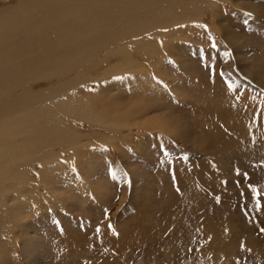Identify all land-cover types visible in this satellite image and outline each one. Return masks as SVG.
Returning a JSON list of instances; mask_svg holds the SVG:
<instances>
[{
  "label": "rangeland",
  "instance_id": "rangeland-1",
  "mask_svg": "<svg viewBox=\"0 0 264 264\" xmlns=\"http://www.w3.org/2000/svg\"><path fill=\"white\" fill-rule=\"evenodd\" d=\"M178 1L158 28L105 44L93 80L68 90L108 122L70 120L78 148L53 146L51 165L8 193L22 203L0 220L12 229L0 264H264V0ZM70 25L74 41L82 24ZM59 79L25 89L76 81Z\"/></svg>",
  "mask_w": 264,
  "mask_h": 264
},
{
  "label": "bare ground",
  "instance_id": "bare-ground-1",
  "mask_svg": "<svg viewBox=\"0 0 264 264\" xmlns=\"http://www.w3.org/2000/svg\"><path fill=\"white\" fill-rule=\"evenodd\" d=\"M166 1L20 0L15 5L2 3L6 11L0 14V220L7 218L12 221L8 215L22 201L12 198L16 202L8 205V193H17V186L22 185L24 179L31 176V171L36 169L35 164L42 168L51 165L50 160L53 162L55 159L54 153L50 154L53 146L67 144L66 147L71 151L78 148L75 143L78 138L74 135L77 130L74 129L76 132L72 133L70 120L85 119L91 121L94 126L108 122L106 114L102 112H99L102 114L100 120H92L95 119L94 111L92 113L87 105L90 102H77V98L71 95L74 92L70 91L84 82L93 80L90 73L98 70L106 59L111 57L106 51L108 45L105 44L129 32L136 34L158 28L161 26L159 22L172 14L167 10V5L176 8L181 3L178 0ZM193 5L191 1L182 8L193 12ZM134 6L139 14L158 21L150 25L147 19L125 15L127 9ZM96 16H99L98 20L95 19ZM97 21L108 23V28H102ZM74 22L82 26L74 32L73 37L76 39L73 41L69 32L77 28L70 25ZM58 27L59 34L54 31ZM105 31L108 35L100 42L95 32L101 34ZM82 39L88 41L80 42ZM99 52L104 55L98 59L99 63L95 64L93 60ZM123 52L121 49L116 51L118 54ZM106 72L96 73L97 78L94 81L99 83ZM108 72L122 74V70L116 68ZM69 73L76 81L68 87L65 86L56 95L48 89L43 92L42 89L35 92L33 87L25 89V86L52 79L57 81L52 85L59 88L62 83L59 78L67 77ZM143 79L144 82H149V79ZM141 80L137 83H141ZM80 81L82 83H78ZM22 186L24 187V184ZM8 220L0 221L2 236L12 230L11 227H6L10 223Z\"/></svg>",
  "mask_w": 264,
  "mask_h": 264
},
{
  "label": "snow or ice",
  "instance_id": "snow-or-ice-1",
  "mask_svg": "<svg viewBox=\"0 0 264 264\" xmlns=\"http://www.w3.org/2000/svg\"><path fill=\"white\" fill-rule=\"evenodd\" d=\"M245 17H250L251 14L250 13H244ZM245 23H247V20L245 21ZM201 27L205 28V30L207 31V26L206 25H201ZM212 47L215 48L216 47V44L213 43L212 44ZM225 56H229L230 53L229 52H225L224 53ZM229 87L231 88V85H229ZM165 155H167V153H165ZM113 175H115L113 173ZM125 183H128V180H127V173H125V180H124ZM253 191H255V189H253ZM258 208H259V204H258ZM97 231H99V229H97ZM262 231H264V229H262Z\"/></svg>",
  "mask_w": 264,
  "mask_h": 264
}]
</instances>
